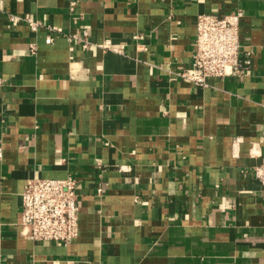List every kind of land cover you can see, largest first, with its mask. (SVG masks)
I'll use <instances>...</instances> for the list:
<instances>
[{
  "label": "crops",
  "instance_id": "obj_1",
  "mask_svg": "<svg viewBox=\"0 0 264 264\" xmlns=\"http://www.w3.org/2000/svg\"><path fill=\"white\" fill-rule=\"evenodd\" d=\"M71 1L0 0V264H264V0ZM236 9L247 73L184 80ZM67 176L79 235L24 237L27 180Z\"/></svg>",
  "mask_w": 264,
  "mask_h": 264
},
{
  "label": "built area",
  "instance_id": "obj_2",
  "mask_svg": "<svg viewBox=\"0 0 264 264\" xmlns=\"http://www.w3.org/2000/svg\"><path fill=\"white\" fill-rule=\"evenodd\" d=\"M76 0L70 2V11L75 10ZM244 12L233 10L227 14L203 12L196 18V37L190 65L180 72L184 80L207 86L211 78L243 76L252 63V52L245 51L240 38V26ZM32 30L41 26L40 20L26 18ZM84 36L73 35V39L88 46ZM48 40H51L50 36ZM106 39L104 44H110ZM34 47V46H32ZM3 150L0 147V156ZM254 173L264 190L263 160L254 167ZM102 188H98L101 193ZM21 233L38 243L56 241L72 242L80 231L81 196L79 178H29L22 191Z\"/></svg>",
  "mask_w": 264,
  "mask_h": 264
}]
</instances>
